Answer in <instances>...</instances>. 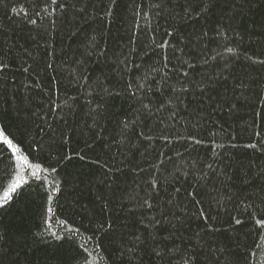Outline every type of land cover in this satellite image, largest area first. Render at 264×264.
I'll return each mask as SVG.
<instances>
[{"label": "trees", "instance_id": "1", "mask_svg": "<svg viewBox=\"0 0 264 264\" xmlns=\"http://www.w3.org/2000/svg\"><path fill=\"white\" fill-rule=\"evenodd\" d=\"M0 131V264H264V0H0Z\"/></svg>", "mask_w": 264, "mask_h": 264}, {"label": "snow or ice", "instance_id": "2", "mask_svg": "<svg viewBox=\"0 0 264 264\" xmlns=\"http://www.w3.org/2000/svg\"><path fill=\"white\" fill-rule=\"evenodd\" d=\"M51 5H56L57 0H50ZM52 11H55V8H52ZM35 23V21H33ZM228 51H232V49H228ZM0 152H8L10 157H15L18 153L21 152V149L18 145L14 144L13 140L8 138L4 132L0 131ZM21 159L24 162L25 168H32L35 167L37 170L41 169V165L39 163L32 165L28 162V158L26 156H22ZM44 171H47L46 169ZM33 175H36V173H33ZM20 187V182L17 181L15 184H13L7 192L4 193L3 203H6L7 200L11 199V193L15 192L17 188ZM55 189V185L52 186ZM0 206H2V203H0ZM49 211H51L49 209ZM237 223H240V221H237ZM256 223L259 225L262 222L257 220ZM54 235H56L54 233Z\"/></svg>", "mask_w": 264, "mask_h": 264}]
</instances>
